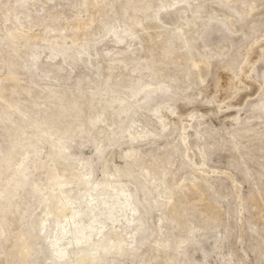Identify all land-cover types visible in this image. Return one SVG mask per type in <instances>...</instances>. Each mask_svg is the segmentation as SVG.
I'll return each instance as SVG.
<instances>
[{
	"label": "rangeland",
	"instance_id": "374dc122",
	"mask_svg": "<svg viewBox=\"0 0 264 264\" xmlns=\"http://www.w3.org/2000/svg\"><path fill=\"white\" fill-rule=\"evenodd\" d=\"M0 264H264V0H0Z\"/></svg>",
	"mask_w": 264,
	"mask_h": 264
}]
</instances>
